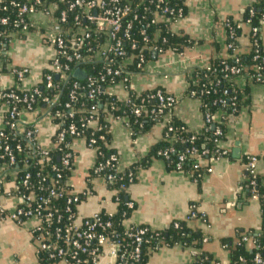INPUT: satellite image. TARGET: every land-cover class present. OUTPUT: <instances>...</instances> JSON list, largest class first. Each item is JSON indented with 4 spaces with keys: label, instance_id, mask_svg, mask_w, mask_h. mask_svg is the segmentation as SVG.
<instances>
[{
    "label": "built area",
    "instance_id": "2783aa9c",
    "mask_svg": "<svg viewBox=\"0 0 264 264\" xmlns=\"http://www.w3.org/2000/svg\"><path fill=\"white\" fill-rule=\"evenodd\" d=\"M0 14V52L2 46L9 44L12 35L25 36L32 31L39 33L41 40L53 52L48 71L42 75L38 86L27 91L15 92L14 89H9L0 95V103L6 106L0 128V160L5 163L0 165L3 170L0 181L7 177V170L15 177V169L18 167L15 161L17 155H22L21 167L27 171L32 164L48 165L51 151L59 153L56 164L49 165L53 177L49 178V185L45 190L42 183L47 179L39 172L34 176L38 179L36 184L30 182L29 173H25L18 184L15 183L13 191L16 193L18 205L11 218L18 224L29 218L37 220V225L31 232L36 244L37 258L44 253L47 261L52 264H140L142 245L148 242L145 236L155 231L127 226L124 223L126 219H123L119 223L121 231L116 233L112 230L111 223L115 213H99L89 218L76 216L75 206L82 197L90 195V191L85 190L78 194L70 191L65 181L60 185L62 172H70L72 168L71 142L82 140L96 155L98 152L95 140H86L82 129L72 123L62 129L61 124L64 113L67 114L65 118H73L72 105L76 101L78 90L87 89L86 97L95 99L106 92L107 86L119 84L127 95L122 100L117 99L118 102L123 103V107L136 118L147 116L155 123H162L165 131L163 136L170 135V147L157 153L162 160H168L169 154L174 152L173 143L190 144L176 157L174 170L182 171V165L188 159L189 173L201 177L210 172L207 165H202L203 161H215L228 156V152L218 146L223 136L220 126L225 114L202 113L203 131L211 130L215 137L214 151L209 152L203 148L197 152L193 147L195 134L189 140H184L170 125V116L164 121L174 106L175 99L160 89L137 93L131 85V77L142 71L146 60L151 55H159L166 50L163 48L166 39L162 36L161 27L171 33V25L184 16V0H0ZM262 18L264 19V15ZM250 33L256 38V29L250 30ZM233 37L230 34L229 38ZM254 42L255 40L253 44ZM261 62L264 65V57ZM95 63L101 64V73L96 78L88 77L81 67ZM204 69L209 70V66ZM76 70L86 75L83 80L86 85L81 87L76 79L67 93V101L63 104L58 103V92L51 96L40 93L41 85L45 90L58 91ZM227 71L228 75L234 77V81L241 78L245 84L254 83L253 80L255 83H261L259 74L247 78L239 75V70L233 67ZM11 73L16 80H20L27 74V70L12 69ZM190 73L191 70L187 75ZM53 78L58 81L57 84L53 83ZM106 82L109 83L102 88ZM195 83L196 81L190 82L187 90ZM187 95L198 100L194 91H189ZM150 102L154 105L148 107ZM220 104L223 105L221 101ZM36 112L43 114L56 126L50 150L42 149L36 144V126L22 117L24 114ZM103 113L104 121L113 119L128 129L126 116L113 117L106 109ZM95 115L96 110L92 106L81 127L99 131ZM98 139L103 141L102 136ZM10 142L14 143L13 148ZM242 161L243 186L248 200L260 207V227L255 232L240 233L234 238L233 243L242 251V255H238L234 262L228 261V264H264V172L259 173L257 170L258 165L264 163V155H246ZM109 164L116 172L122 171L118 157L111 156L105 165H94L92 174L98 175ZM93 179H101L106 185L113 181L111 175L96 176ZM1 188L0 183V191ZM21 189L28 194H21ZM35 190H47V195L35 196ZM113 199L117 205L115 191ZM54 200L63 201V207L51 206L49 201ZM132 206L131 202L127 203L129 209ZM2 214L3 210L0 208V215ZM197 214L195 208L190 206L185 221L202 220ZM188 248L191 249V264L206 260L205 256L200 257L202 252L198 249ZM221 248L226 250L225 246Z\"/></svg>",
    "mask_w": 264,
    "mask_h": 264
},
{
    "label": "crops",
    "instance_id": "0c3cea01",
    "mask_svg": "<svg viewBox=\"0 0 264 264\" xmlns=\"http://www.w3.org/2000/svg\"><path fill=\"white\" fill-rule=\"evenodd\" d=\"M252 5V0H184V16L174 22L170 31L176 36H185L192 44L181 52L165 50L151 55L142 71L131 77L135 92L144 93L162 90L175 99L169 116L193 134L204 128L200 102L188 97L187 72L194 68L204 69L213 60L227 56L224 22L240 23L243 13ZM241 33L236 39L235 52L242 55L249 51L248 27L239 24ZM259 41L264 51V25L259 32ZM8 62L0 73V91L15 88L27 91L38 86L52 58V49L32 31L25 36L12 35L7 45ZM12 69H26L27 74L16 80ZM239 88L246 85L247 92L238 114L225 125L223 138L218 143L228 156L215 161H203L209 173L203 174L198 183L186 171L169 169L165 162L151 155V151L162 139V123H153L144 133L132 137L124 125L108 119L109 148L119 159L121 170L138 162L144 163L136 170L135 180L126 191L133 209L124 221L127 226L144 227L150 231H163L172 222L184 221L190 206L204 220L187 221L188 227L199 229L205 236L200 252L215 259L217 264H228L229 258L221 248L223 239L234 240L240 233L255 232L260 227L259 205L248 200L243 186V158L246 155H264V83H247L237 78ZM106 93L118 100L126 97L125 89L119 84L106 87ZM6 106L0 103V128ZM23 119L37 128L36 144L45 150L52 148L55 124L43 114H24ZM72 168L65 179L66 187L75 193L85 190L90 195L81 198L75 206L78 218H89L95 214L115 213L113 190L101 179L87 177L94 166L96 153L86 147L82 140L71 142ZM264 172V163L257 167ZM0 166V177L2 175ZM7 177L0 181V264H42L38 261L32 230L37 220L29 218L16 223L11 216L18 205L13 187L16 178L6 171ZM232 205V206H230ZM189 248L175 246L160 248L148 254L145 264H191ZM49 264V263H48ZM103 264V263H101Z\"/></svg>",
    "mask_w": 264,
    "mask_h": 264
},
{
    "label": "trees",
    "instance_id": "16d2710c",
    "mask_svg": "<svg viewBox=\"0 0 264 264\" xmlns=\"http://www.w3.org/2000/svg\"><path fill=\"white\" fill-rule=\"evenodd\" d=\"M264 15V0H252V5L249 7L242 15V19L240 23H234L231 20H226L224 22V28L226 32V45L228 47L227 56L223 59L213 60L210 63L209 70L206 69H199L194 68L191 70V73L187 75L188 82L196 81L195 85H190L189 91H194L196 93L195 98H198L200 102V108L202 113H209L214 114L215 112H221L225 114V117L222 121V125L220 129L224 135L225 125L229 122L232 117H235L240 108L245 105L246 100H244L247 87L246 85L244 88H239L236 86L234 77L228 75L227 69L233 67L239 70V75L244 77L250 78L255 77L257 74L261 77V83H264V65L261 62V59L264 57V51L261 48L260 41H259V32L262 26L264 25V19L262 18ZM1 16V14H0ZM248 24L246 25V23ZM239 24L246 25L248 27V41H249V51L245 54L239 55L235 52V45L236 39L239 37L241 30ZM256 29L257 34L256 38L251 36L250 30ZM162 36L165 37L166 43L164 45V49L172 50L174 52H181L185 47L192 44V42L187 39L185 36H176L172 33L165 31L161 27ZM230 34L234 37L232 39L229 38ZM255 40L254 44L253 41ZM6 50L7 45L1 47L0 52V73L4 72L5 66L8 62L6 57ZM254 57H257L254 59ZM83 68L88 75V77L96 78L101 73V64H89L84 65ZM48 70L45 69L43 74L46 73ZM54 79V78H53ZM76 79L70 76L67 80L66 84L61 85L58 91L55 90H45L43 85L39 86V91L42 95L51 96L54 93L58 92L59 99L58 103L63 104L67 101V93L70 90L72 83ZM252 82L255 83L253 80ZM54 84L58 83L54 79ZM80 86L84 87L86 82L79 81ZM109 82L103 84L102 88H105ZM14 91H18L15 88ZM9 89L1 90L0 95L8 91ZM86 91L78 90L76 93V101L73 103V118L68 119L65 118L67 115L64 113L63 123L61 124V128L64 129L68 124H74L78 129L83 130V134L87 139L93 138L95 140V145L97 147L98 155H96L95 164L98 165H105L111 156H116L112 149L109 148V140H110V133L108 124L104 121V109L111 116H126L128 118V129L131 133V136L134 138L142 133H144L148 128L155 123L147 116H141L140 118H136L131 115L126 107H123V103L118 102V100L112 96L107 94L106 92L101 93L95 99H88L86 97ZM226 92V94L224 93ZM220 101L223 105L220 104ZM154 103L150 102L148 107L153 106ZM94 106L96 110V115L94 118L97 119L99 125V131L89 129V128H82L81 124L88 118L90 108ZM170 125L176 130V133L184 140H189L193 133L188 132L182 124L177 122L175 119H170ZM165 131L163 132V135ZM195 141L193 143V147L196 149L197 152H200L203 148L208 150L209 152L214 151V139L213 131L207 130L195 134ZM102 136L103 141H100L98 138ZM169 137L163 136V139L152 149L150 152L152 156L155 158L161 159L160 156L157 155L158 151L165 150L170 147ZM223 136L221 137V139ZM11 148L14 147V143L10 142ZM190 144L188 143H173L172 148L174 152L169 154L170 158L165 162L169 169H174L176 164V157L181 154L185 148L189 147ZM59 156L57 151H51L49 153L50 163L48 165H36L32 164L25 170L21 167L22 155H17L15 157L16 164L18 167L15 169V178L16 183L18 184L21 179H23L25 173H29L31 175L30 182L36 184L38 179L34 176L36 173H40L41 176H44L47 180L42 183L43 190L47 188L49 185L48 180L49 178L53 177V173L49 170V165L56 164V158ZM162 160V159H161ZM189 162L190 160L186 159V161L182 165V171L190 172L189 171ZM5 164L4 161L0 160V165ZM144 163L138 162L137 164L131 166L128 169L116 172L113 168H111L110 164L108 167H105L98 175L92 174L90 171L87 177V184L90 185V180L96 178V176L102 177L111 175L113 177V181L106 186L116 192L117 195V211L115 212L114 217L111 219V223L113 225L112 230L116 233H120L121 229L119 227V223L121 220L126 219L133 209L127 207V203L130 202L127 198V188L134 183L135 180V173L136 170L141 167ZM69 171L62 172V180L60 181V185H63L65 179L68 177ZM191 179L198 183L200 177H197L196 174L191 175ZM131 180V181H129ZM21 194H28L25 190L21 189ZM35 196H46V191H37L33 192ZM83 198V197H82ZM63 201L61 200H54L49 201L51 206H55L57 208H61ZM193 206V205H192ZM194 207V206H193ZM102 214V213H101ZM197 217H201L197 214ZM151 237V239L149 238ZM145 239L148 241L144 243L141 248V262L140 264H145L148 254L155 252L157 249L166 247L171 248L175 246H180L181 248H201L202 242L205 241V236L199 229H192L188 227L187 222L184 221H175L172 222L165 230L163 231H155L154 233H147ZM222 246L226 247V253L228 255L229 261L234 262L238 255H242V251L235 247L233 240L223 239L220 241ZM206 257V260L202 263L197 264H214L215 259L211 258L210 256L206 255L205 253H201L200 257ZM38 261L42 264H52L46 259V255L43 253L38 257Z\"/></svg>",
    "mask_w": 264,
    "mask_h": 264
},
{
    "label": "water",
    "instance_id": "95a60500",
    "mask_svg": "<svg viewBox=\"0 0 264 264\" xmlns=\"http://www.w3.org/2000/svg\"><path fill=\"white\" fill-rule=\"evenodd\" d=\"M85 74L80 71V70H76L73 74H72V77L79 80V81H82L85 79Z\"/></svg>",
    "mask_w": 264,
    "mask_h": 264
}]
</instances>
